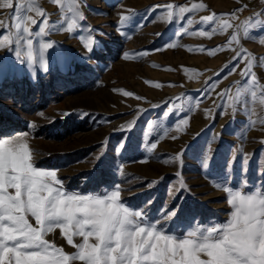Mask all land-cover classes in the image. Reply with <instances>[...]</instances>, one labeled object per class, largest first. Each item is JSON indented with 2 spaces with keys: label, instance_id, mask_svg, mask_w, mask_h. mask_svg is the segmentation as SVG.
I'll return each mask as SVG.
<instances>
[{
  "label": "rangeland",
  "instance_id": "rangeland-1",
  "mask_svg": "<svg viewBox=\"0 0 264 264\" xmlns=\"http://www.w3.org/2000/svg\"><path fill=\"white\" fill-rule=\"evenodd\" d=\"M13 3L14 8L21 3L25 9L41 8L51 31L48 36L31 37L29 56L23 27L37 31L42 17L22 11L16 20L14 8L0 7L4 33L0 35V135L14 138L13 134L29 133L34 166L58 169L57 177L68 194H95L119 185L120 201L142 210L146 221L142 226L184 238L190 231L222 226L230 219L233 209L224 187L238 186L242 192L252 186L260 189L264 183V0ZM169 3L206 7L181 13L179 7L167 9ZM212 14L216 20L201 23L202 17ZM28 15L37 25L26 22ZM73 20V32L64 31ZM224 21L233 28L221 32ZM4 25L9 27L5 30ZM213 27L217 31L211 39L198 34ZM232 35L237 40L229 43ZM49 41L55 47L45 54L49 71L44 73L40 43ZM89 42L98 43L92 53L85 47ZM170 43L176 47H169ZM220 45L224 50L213 56L190 51ZM238 50L251 56L255 85L240 74L246 66L243 61L224 78ZM141 51L147 54L141 56ZM215 81L219 82L215 90L205 98ZM225 89L229 95L221 97ZM125 91L132 95L124 96ZM183 119L189 124L184 125ZM180 153L182 162L177 159ZM242 156L248 157L247 163H242ZM181 184L188 190L181 191ZM165 209L175 210V217L164 219ZM190 218H195L191 224ZM45 239L65 254L78 251L67 245L58 228ZM73 239L82 243L81 237Z\"/></svg>",
  "mask_w": 264,
  "mask_h": 264
},
{
  "label": "snow or ice",
  "instance_id": "snow-or-ice-1",
  "mask_svg": "<svg viewBox=\"0 0 264 264\" xmlns=\"http://www.w3.org/2000/svg\"><path fill=\"white\" fill-rule=\"evenodd\" d=\"M54 2L59 4L60 0ZM0 7L13 9V0H4ZM158 7L160 6H153V9ZM165 7H179L181 13H191L205 9L206 6L203 3H194L191 7L169 3ZM22 11H35L42 17V26L37 31L23 27L26 34L23 38L27 40L31 56V37L48 36L51 29L49 19L41 8L25 9L21 3L15 6L13 17L19 20ZM172 15L169 11V19ZM234 17L235 13L229 18ZM25 19L31 25H37V20L32 16L28 15ZM83 19L81 16V20ZM126 19L127 17H121V20ZM216 19L215 14L207 15L202 17L201 23L209 24ZM187 23L191 24L192 20L189 19ZM8 27L4 25L5 30ZM15 27L19 30L21 26L17 23ZM75 28L76 22L73 20L64 31L72 33ZM230 28L233 25L227 21L219 25L221 32ZM216 31L217 28L213 27L198 34L211 39ZM3 34L0 31V35ZM236 40L237 36L232 35L229 43ZM97 46L98 43L93 45L89 42L85 47L92 53ZM168 46L176 47L172 43ZM54 47L51 41L40 43L44 73L49 71V61L45 54ZM224 48V45H220L190 51L206 52L213 56ZM146 54L145 51L139 53L141 56ZM124 58L128 59L127 53ZM242 61L246 66L240 74L250 78L255 85L257 78L252 75L251 56L239 50L224 78L232 74ZM217 83L219 82L209 84V92L205 93V98L215 90ZM123 95L132 94L125 91ZM219 95L228 96V89ZM255 95L253 91L252 96ZM172 111V108L168 109L169 113ZM183 124L188 125L189 120L183 119ZM147 127L151 129L152 124L149 123ZM28 135L27 132L13 134L14 138L0 135V264H70L72 261H80L82 264H264V183L259 190H254L255 186H252V189L243 192L238 190V186L224 187L226 202L233 209L230 219L222 226L213 225L198 233L190 231L186 237L178 238L164 234L155 226H142L146 223L142 210L131 209L120 201L119 185L114 190L110 186L95 194H68L57 177L58 169L41 170L34 166L33 153L26 139ZM156 146V142L150 145L152 149ZM182 158L183 153H180L177 159L182 162ZM210 159L211 155H208L204 163L206 169L207 160ZM234 159L233 157L232 160ZM247 162L248 157L242 156V163ZM261 175L264 176V172ZM228 180L229 175L224 182L227 184ZM243 187L248 188L246 179ZM180 190L188 189L181 184ZM169 191H173L171 186ZM175 215V210L165 209L163 218L173 219ZM29 217L35 221V225L30 222ZM194 219L190 218L188 223L191 224ZM57 228L67 245L78 249L75 255L65 254L61 248L45 239L48 233ZM74 237H81L82 243H74Z\"/></svg>",
  "mask_w": 264,
  "mask_h": 264
}]
</instances>
